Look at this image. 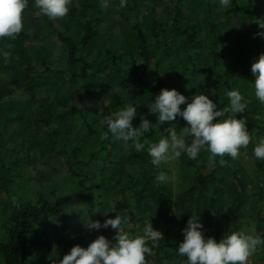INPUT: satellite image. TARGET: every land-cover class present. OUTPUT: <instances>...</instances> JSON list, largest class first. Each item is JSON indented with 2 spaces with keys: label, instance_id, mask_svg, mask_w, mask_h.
Instances as JSON below:
<instances>
[{
  "label": "trees",
  "instance_id": "obj_1",
  "mask_svg": "<svg viewBox=\"0 0 264 264\" xmlns=\"http://www.w3.org/2000/svg\"><path fill=\"white\" fill-rule=\"evenodd\" d=\"M119 5L73 0L66 17L50 21L28 0L24 30L0 40L10 53L8 60L0 55V264H60L74 246L87 248L100 235L115 242L111 227H86L96 204L102 223L127 213L132 236L157 216L152 226L163 237L149 241L154 254L146 256L148 264H186L177 253L184 237L163 230L173 204L178 218L172 219L187 224L219 209V226L204 232L217 241L241 230L255 210L254 230L264 237V161L253 155L264 137V105L255 98L251 71L264 54V38L256 35L264 32V0H232L229 7L220 0ZM165 88L189 98L209 95L221 109L231 90L250 101L236 118L246 121L251 136L246 150L254 179L239 159L225 156L227 165L220 166L219 157L214 163L201 151L196 160L179 159L196 170L188 188L175 194L157 183L161 168L151 164L147 149L175 121L159 125L148 105ZM127 104L137 108L133 127L141 116L157 124L139 153L100 123ZM176 121L187 126L181 117ZM257 256L264 264V246Z\"/></svg>",
  "mask_w": 264,
  "mask_h": 264
},
{
  "label": "clouds",
  "instance_id": "obj_2",
  "mask_svg": "<svg viewBox=\"0 0 264 264\" xmlns=\"http://www.w3.org/2000/svg\"><path fill=\"white\" fill-rule=\"evenodd\" d=\"M73 4V0H35V7L50 21L66 17ZM232 0H220L221 7H229ZM121 8L127 7V0H120ZM28 7V0H0V40H11L24 30V12ZM264 29V23L260 24ZM257 36L264 38V32ZM0 55L8 60L10 53L0 49ZM252 73L255 75L254 94L256 100L264 105V54L252 64ZM228 107L221 109L209 95L196 94L186 97L176 89H162L155 96L154 102L149 106L150 114L158 117V124L176 121L178 117L187 122V126L178 132L176 127L167 129L169 135L161 138L158 143H152L147 149L151 164L155 168L161 165L178 161L182 155L191 160H196L201 151L210 153L209 159L226 166L225 156L233 160L240 156L242 148H247L251 136L246 121L237 119V114H243L249 100L239 90L227 92ZM181 105H186L182 108ZM225 113L229 118L224 119ZM137 116V108L127 104L111 115L100 121L102 126H107V133L117 141L131 142L136 152H142L145 144L142 138L155 129L157 124H152L141 116L139 127H133V119ZM221 119L217 121V118ZM156 130V129H155ZM102 138L108 139V134ZM256 159L264 161V137H261L253 149ZM157 183L171 182L168 172L160 171L156 176ZM14 205L18 204L15 197ZM86 227L100 230L111 227L116 230L115 242L104 235L89 244L87 248L74 246L68 254L60 259V264H148L146 256H152L153 248L149 241L155 243L163 236L155 230L152 223H147L142 235L130 234V220L127 213H119L115 218H108L101 223L99 220H88ZM204 225L199 218L193 216L189 219L187 227L183 230L184 240L179 244L177 253L186 257V264H249V258L261 246H264V237L256 231H231L217 241L214 237L205 238Z\"/></svg>",
  "mask_w": 264,
  "mask_h": 264
},
{
  "label": "rangeland",
  "instance_id": "obj_3",
  "mask_svg": "<svg viewBox=\"0 0 264 264\" xmlns=\"http://www.w3.org/2000/svg\"><path fill=\"white\" fill-rule=\"evenodd\" d=\"M264 31V30H262ZM173 126L176 127L177 131L179 132L181 128L185 127V124L179 123L177 121L174 122ZM169 135L168 132L164 134V136ZM163 138L161 136L159 140ZM158 140V141H159ZM156 141L155 143H158ZM241 161V163L244 165V167L247 169L249 175L254 179L256 176V166L253 162L252 155L245 149L242 148L240 151V156L237 158ZM161 171L168 172L169 176L171 177V182L167 183L168 188L172 190L175 194L182 191L184 188H188L194 180L196 170L192 167H187L184 164L178 161L171 162L169 164L161 165ZM262 202L259 203L258 208L261 206ZM176 206L175 204L169 206V212L167 213L168 221L164 223L163 230L169 229L172 232H175L179 235H183V230L187 227V223L177 222L175 219H172L173 217L178 218V213L176 212ZM102 213V208H100L97 204L94 206L93 209H89L87 211L88 220L97 221L100 219V215ZM256 211L253 210L249 212V215L245 218L243 221V227L241 230L243 231H249L254 229V222L253 218ZM157 216L153 215V221L155 220ZM153 221L151 223H153ZM221 221V211L219 209H210L206 212V218L203 220L202 224L204 225L203 232L211 231L214 228L218 227ZM102 223V222H101ZM141 226H145L140 224ZM139 227V228H140ZM100 232H103V228L98 230ZM260 260L257 256V251L249 258V264L257 263L259 264Z\"/></svg>",
  "mask_w": 264,
  "mask_h": 264
}]
</instances>
